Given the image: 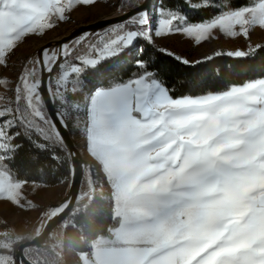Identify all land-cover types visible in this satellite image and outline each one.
Segmentation results:
<instances>
[{"label": "snow or ice", "instance_id": "snow-or-ice-1", "mask_svg": "<svg viewBox=\"0 0 264 264\" xmlns=\"http://www.w3.org/2000/svg\"><path fill=\"white\" fill-rule=\"evenodd\" d=\"M101 2L0 0V69L8 70L9 59L29 36H43L77 8ZM136 9L109 25L104 36L96 34L99 42L83 32L55 49L42 48L14 81L0 72V88L12 93L0 94V101H7L0 104V171H8L7 161L21 147L18 137L33 141L35 133L45 141H33L41 150L64 146L60 129L71 120L83 125L86 151L115 184L113 195L125 202V210L116 212L115 240L108 241L122 246L105 249L118 257L110 264H264V78L173 98L145 63L143 49L134 47L141 39L152 44L153 37L181 33L195 35L199 43L213 29L249 38L253 27L264 29V0L197 23L161 6L154 30L148 4ZM84 43L87 56L74 51ZM126 50L136 73L126 81L109 79L106 87L94 85L82 96L85 71L99 73L104 61L123 58ZM42 88L60 105L55 119L46 111ZM70 174L75 182L74 163Z\"/></svg>", "mask_w": 264, "mask_h": 264}, {"label": "trees", "instance_id": "trees-1", "mask_svg": "<svg viewBox=\"0 0 264 264\" xmlns=\"http://www.w3.org/2000/svg\"><path fill=\"white\" fill-rule=\"evenodd\" d=\"M144 0H118L117 11L124 12L136 9ZM256 0H155L153 10L159 7L173 10L187 17L188 23H197L214 18L226 10L240 7H251ZM196 5L192 7L191 5ZM131 5V7H129ZM210 5V6H206ZM89 41H96L91 37ZM135 48L143 49V58L159 81L169 90L173 98L183 96H197L201 94L217 93L227 90L231 86H242L246 82L264 78V47H261L244 58L231 57L226 54L213 57L205 62L189 65L176 57L162 52L153 43L138 40ZM87 43L79 46L75 51L81 56L88 55ZM123 58H110L103 62L99 73L86 70L84 73L86 88L81 95L87 96L88 90L94 85L107 86V80L126 81L137 71L135 59L131 51ZM71 60V58H70ZM56 109L57 105L55 103ZM73 139V135L68 127ZM18 129H12L16 132ZM22 132V129H19ZM74 140V139H73ZM33 141L44 143L33 133ZM23 135L15 141L21 147L11 160L6 163L8 171L4 172L14 184L39 186L55 189L68 186L71 182V162L65 148L59 144L49 145L41 150L34 142ZM55 154L59 159H53ZM95 195H91L90 183L85 176L81 190L82 199L67 218V220L53 233L49 239V247L43 250H30L27 257L34 264H65L60 256L66 251L92 259L94 245L102 239H110L119 228V220L114 210L113 191H101V181L96 172L90 167ZM121 219V218H120ZM38 230V227L36 228ZM38 232H35V237ZM13 232L0 224V239H13ZM3 236V237H2ZM1 241V240H0Z\"/></svg>", "mask_w": 264, "mask_h": 264}, {"label": "rangeland", "instance_id": "rangeland-1", "mask_svg": "<svg viewBox=\"0 0 264 264\" xmlns=\"http://www.w3.org/2000/svg\"><path fill=\"white\" fill-rule=\"evenodd\" d=\"M117 7L118 0H102L99 5L92 8H77L70 13V19L67 22L58 23L55 29L46 31V34L43 36H29L24 43H21L16 48L14 55L9 59L8 70L5 72L0 69V72L14 81L16 76L21 72L25 62L36 50L49 43L61 41V39L68 37L78 27L92 25L99 20L115 14L118 12ZM152 12L154 30L156 10L152 9ZM260 17L261 14L257 13L256 22H259ZM246 18L251 20L252 14L248 13ZM101 36H104V34ZM94 38H97V40L92 42H99V37ZM111 38L113 37L110 34L105 37V40ZM153 39V44L159 47L162 52L174 57H180V61L187 60L189 61V65H195L221 54L228 55V53H235L236 51H243L247 53L246 56H248L253 51L264 47V29H261L259 25L253 27L250 30L249 38H245L243 35L231 37L222 33L219 29H213L209 38L201 40L199 43H197V37L195 35L183 33L153 37ZM231 57L235 56L233 55ZM78 63L79 61H77V64ZM71 64L72 60L69 58L65 65L66 69H69ZM0 94L8 97L12 96L11 92H4L3 88H0ZM4 103H7V101H0V104ZM56 105L57 108L60 107L58 103H56ZM69 125L76 147L79 148L82 155H84L83 138L85 136L83 125L80 124L77 126L71 120L69 121ZM94 171L101 181V191L104 192L105 177L99 172L97 173L95 169ZM1 174L6 175L4 172L0 171V175ZM6 177L8 178V183L6 181H4L3 184L0 183V224L7 226L13 232L14 238H9L7 240L4 238L5 236H2L3 238L0 239V264H16L15 251L18 246L33 240L35 238V232H39L36 231L37 227L38 230H40L43 217L36 220V215L40 210L44 212L46 208L53 205L43 208L45 207V205L42 204L44 200H46V190H39L26 186L22 187L21 185L14 184L7 175ZM20 187L22 189L21 191L19 190ZM62 199L60 201H62ZM66 254H68L67 251ZM69 255L70 254L63 256L65 264H67L65 257L69 259V263L73 264Z\"/></svg>", "mask_w": 264, "mask_h": 264}, {"label": "water", "instance_id": "water-1", "mask_svg": "<svg viewBox=\"0 0 264 264\" xmlns=\"http://www.w3.org/2000/svg\"><path fill=\"white\" fill-rule=\"evenodd\" d=\"M144 3H147L149 9L152 11V9L154 8L155 0H144L142 5ZM136 10L137 9H133L125 12L118 11L115 14L106 17L102 20H99L98 22L92 25L78 27L68 37L61 39V41L52 42L45 45L44 47L39 48L30 56V58H34L42 48L52 47L53 49H55L56 46L67 41H72L74 37H78L83 32H88L93 34L89 36L88 39L92 36L98 37L96 34H99L101 36L108 29L109 25H114L124 20L127 15H131V13ZM80 45L82 44H76L74 50H76ZM37 71H39L38 66H37ZM44 75L45 77H47L48 74L45 73ZM41 91L43 92V100L46 111L48 114L53 115V118L55 119L54 114L57 110L55 103H51L49 101L48 92L45 89L42 88ZM57 127L58 128L60 127L58 121H57ZM60 131L64 136L63 147L65 148L67 154L69 152L76 154L73 158L70 159L71 166L73 163L76 165L75 182L71 175V182L67 186V190L62 201L44 210L43 221L41 223L40 230L37 236L33 240L18 246V248L15 251L16 264H34L27 258L26 252L30 250H43L49 247L48 242L51 236L53 235V233L67 220V218L72 214L78 203L81 201L82 199L81 190L85 176L88 177L90 183L91 195L92 196L95 195V188L90 173L89 163L85 160L84 156L81 153V150L76 147L75 141L72 139L69 129L61 128ZM60 259L63 260V257L60 256Z\"/></svg>", "mask_w": 264, "mask_h": 264}, {"label": "crops", "instance_id": "crops-1", "mask_svg": "<svg viewBox=\"0 0 264 264\" xmlns=\"http://www.w3.org/2000/svg\"><path fill=\"white\" fill-rule=\"evenodd\" d=\"M85 145V137L83 138V152H84V158L85 160L89 163V166L93 169H95L97 171V173L99 172L100 174H102L105 177V187H104V192H118V189L116 188L115 184L113 182H110L107 178V174L105 173V171L103 170V166L101 164V162L94 158L93 156H91L85 149L84 147ZM4 181H6L8 183V178L6 177V175H0V183L3 184ZM26 186V187H32V188H37L39 190H46V200H44V203L42 205H45L46 208L50 205H54L57 202H59L65 195L66 190H67V186L63 185L60 187H57L55 189H48V188H44V187H39V186H29V185H21ZM20 191L22 190L21 187L19 189ZM24 191V190H23ZM125 202L123 201V199H118L117 197L114 196V209H115V214L117 211L119 212H123L125 210ZM43 217V212L42 210H40L38 212V214L36 215V220L37 219H41ZM122 219V217H121ZM109 240H115V236L113 235L112 238L110 239H102L99 240L95 245H94V251H93V255H92V259L89 260L86 256L83 255H78L75 254L71 251H68V254H70V259L71 262L73 264H110L111 261L118 259V257L112 253L106 252L105 249H110L113 247H120L122 245H114L111 243H108ZM68 254H65L68 255ZM66 258V263L67 264H71L69 263V259L67 257Z\"/></svg>", "mask_w": 264, "mask_h": 264}]
</instances>
